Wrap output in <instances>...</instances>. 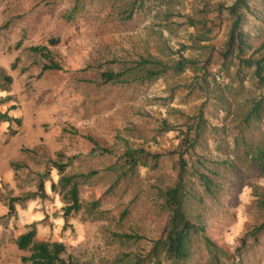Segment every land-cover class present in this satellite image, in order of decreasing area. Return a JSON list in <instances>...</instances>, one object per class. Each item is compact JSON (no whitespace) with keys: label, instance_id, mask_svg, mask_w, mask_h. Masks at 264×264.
Instances as JSON below:
<instances>
[{"label":"rangeland","instance_id":"374dc122","mask_svg":"<svg viewBox=\"0 0 264 264\" xmlns=\"http://www.w3.org/2000/svg\"><path fill=\"white\" fill-rule=\"evenodd\" d=\"M74 1L0 0V67L13 77L11 90L0 91V111L14 106L8 112L22 120L11 127L0 123V264H21L28 252L20 250L16 240L33 222H44L38 225L40 239L63 241L83 264H108L117 257L123 247L114 242L113 232L155 235L161 220L145 197L132 202L135 189L104 195L112 183L108 166L125 140L151 151L174 146L176 132H160L158 121L176 122L172 108L191 112L205 99L204 90L189 95L184 86L188 75L181 82L169 77L149 85L100 86L106 70L120 69L141 55L163 54L165 45L189 43L193 28L183 23L185 17L176 16V26L168 28L163 9L152 2V10L129 18L125 0H86L68 20ZM181 11L189 13V5ZM248 22L253 27L252 18ZM51 38L61 43L53 47ZM38 45L49 47L61 70L43 69L46 60L30 49ZM8 95L12 99L1 103ZM10 128L17 133L12 135ZM53 160H71L68 173L96 171L92 181L81 186L83 208L65 229L63 199L52 191V182L60 178ZM40 181L46 197L17 202L16 216L3 217L9 213L8 198L37 192ZM238 182L233 178L206 213L211 238L230 252L255 214L252 188ZM95 201L97 207L92 206ZM250 255V264H264V238Z\"/></svg>","mask_w":264,"mask_h":264},{"label":"trees","instance_id":"16d2710c","mask_svg":"<svg viewBox=\"0 0 264 264\" xmlns=\"http://www.w3.org/2000/svg\"><path fill=\"white\" fill-rule=\"evenodd\" d=\"M85 1H74L68 20L79 14ZM151 2L163 9L168 28L176 26V16L185 17L183 23L193 28L190 42L177 48L165 45L163 54L141 55L120 69L106 70L100 75V86L149 85L169 77L181 82L188 75L184 86L190 89L189 95L201 90L206 94L191 112L172 108L176 122L158 121L160 132H176L174 146L151 151L125 140L116 161L108 166L112 183L104 195L133 188L132 202L145 197L153 215L161 220L153 236L113 232L114 242L123 250L108 264H250L254 259L250 251L264 238V0H125L124 14L131 18L140 10H152ZM187 5L190 12L183 13ZM60 43V38L49 39L53 47ZM30 49L46 60L44 70L62 69L48 46ZM12 83L13 77L0 67V91L9 92ZM178 85L182 84L174 87L168 100L174 98ZM11 99L8 95L1 103ZM10 109L0 111V123L20 125L21 118L12 116ZM70 163L53 160L60 178L52 182V191L64 202V229L83 208L81 186L96 173H68ZM253 175L258 177L251 180ZM233 178L252 188L255 214L230 252L211 238L206 213L210 203H219ZM37 196L46 197L44 181L39 182L37 192L8 198L9 213L3 217L16 216L17 202L24 204ZM40 223L44 222L28 225L16 240L18 248L28 252L21 264H83L63 241L40 239Z\"/></svg>","mask_w":264,"mask_h":264}]
</instances>
